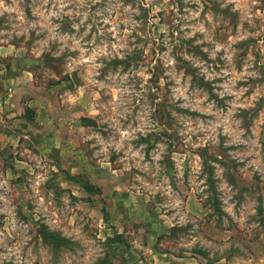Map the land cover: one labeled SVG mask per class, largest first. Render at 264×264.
<instances>
[{
	"label": "clouds",
	"instance_id": "9594fccd",
	"mask_svg": "<svg viewBox=\"0 0 264 264\" xmlns=\"http://www.w3.org/2000/svg\"><path fill=\"white\" fill-rule=\"evenodd\" d=\"M0 16V264H264V0Z\"/></svg>",
	"mask_w": 264,
	"mask_h": 264
},
{
	"label": "rangeland",
	"instance_id": "374dc122",
	"mask_svg": "<svg viewBox=\"0 0 264 264\" xmlns=\"http://www.w3.org/2000/svg\"><path fill=\"white\" fill-rule=\"evenodd\" d=\"M225 13L227 14V10H225ZM0 27L3 28H10L11 24L7 22V17L6 16H0ZM249 43V42H242L240 46H244V44ZM245 53H241V55H244ZM46 59H50V58H46ZM9 67V72L11 71L10 65H8ZM222 103V101H221ZM29 119L31 120H35L36 118V113L35 112H30L28 114ZM34 142L37 141L39 139V137H34ZM11 148V145H6L4 147H0V163L3 164L5 169H13L14 168V163H13V154L12 152L9 150ZM207 153V150L205 149V154ZM212 160H216L217 157L215 156H211L209 157ZM15 159H22L19 155H17L15 157ZM221 163H223V161H221ZM232 164L235 166L236 162L232 161ZM23 171V170H21ZM209 173H211L213 171V169L209 168L208 169ZM69 179H72L71 177H68ZM232 182H235V178L234 177H230ZM14 184H21L23 182V177L22 176H18L14 181H12ZM209 183L214 185V181L211 178V175L209 177ZM85 191L89 192V193H96L98 191H100L99 188H95L93 187L90 183L85 182ZM242 191H247V189H242ZM220 201H219V197L218 196H210L205 202L204 204L201 206L200 209L204 212L205 216L207 217L208 222L211 224L212 222V216L213 214L219 216L221 215V210L219 207ZM139 210V209H137ZM99 227V225H98ZM115 230V229H114ZM177 229H173V234H175V231ZM99 234V233H98ZM121 242L126 243L125 241H123V237L119 234H117L114 238V247H113V251H112V258L115 259L116 255L119 251V245ZM202 255H207V253H201ZM121 264H123V258L121 257Z\"/></svg>",
	"mask_w": 264,
	"mask_h": 264
}]
</instances>
